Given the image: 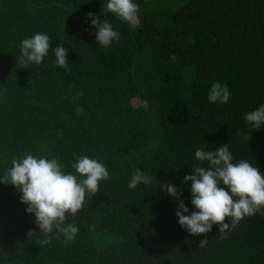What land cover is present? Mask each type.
Here are the masks:
<instances>
[{
    "label": "trees",
    "instance_id": "16d2710c",
    "mask_svg": "<svg viewBox=\"0 0 264 264\" xmlns=\"http://www.w3.org/2000/svg\"><path fill=\"white\" fill-rule=\"evenodd\" d=\"M133 2L136 26L108 13V0H0V179L29 153L56 158L78 180L80 156L109 171L96 196L86 192L82 209L66 213L64 226L80 229L68 243L55 227L40 233L18 190L0 183V264H264V208L226 237L213 225L201 248L206 237L179 225L178 201L160 188L173 182L196 211L184 177L208 164L195 151L227 143L234 163L264 174V125L244 119L264 105V0ZM89 13L119 41L101 47ZM36 33L52 45L23 68L21 41ZM58 45L67 68L56 66ZM216 81L230 90L227 104L207 98ZM134 168L152 183L129 189Z\"/></svg>",
    "mask_w": 264,
    "mask_h": 264
},
{
    "label": "clouds",
    "instance_id": "9594fccd",
    "mask_svg": "<svg viewBox=\"0 0 264 264\" xmlns=\"http://www.w3.org/2000/svg\"><path fill=\"white\" fill-rule=\"evenodd\" d=\"M107 12L131 26L139 23V5L133 0H108ZM91 25L98 28L94 34L96 42L101 47H108L114 40L119 41L120 34L115 31L110 22H100L99 18L89 13ZM47 34L36 33L31 38L21 41L20 63L27 68L29 63L41 64L51 47ZM67 49L62 45L54 48L56 66L67 68ZM209 102L227 104L231 93L227 84L214 82L208 93ZM247 124L255 129L264 125V105L247 113L244 117ZM236 135H241L237 130ZM245 141L250 135L242 137ZM195 158L207 162V167L197 166L191 175H185L184 184L191 181V204L196 211L190 212L181 199L182 191L173 182L160 184L166 194L178 201L176 216L179 225L192 236H205L198 247L208 243L206 234L212 231L213 225L218 226V232L226 237L230 229H235L245 217H250L264 208V174L258 167L247 160L233 162L229 143L221 145L216 150L198 148ZM11 167L5 172L0 183L11 184L20 193V202L27 205L26 212L34 214L35 223L40 233L51 234L54 230L63 234L65 242H72L80 229L75 224L64 226L66 213L75 216L83 207L86 192L96 196L99 193L101 181L109 178L106 166L97 159L88 156L76 158L72 165L77 175L66 173L56 158L36 157L27 154L24 157L13 158ZM153 177L139 169H133L129 189H135L139 184H151ZM185 213H188L185 215ZM226 218L229 222H225ZM35 234L29 232L28 235ZM53 237L39 241L41 245L50 243Z\"/></svg>",
    "mask_w": 264,
    "mask_h": 264
}]
</instances>
